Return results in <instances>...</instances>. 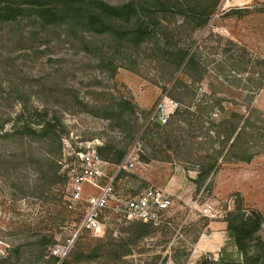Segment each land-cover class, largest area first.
Wrapping results in <instances>:
<instances>
[{"label": "rangeland", "instance_id": "obj_1", "mask_svg": "<svg viewBox=\"0 0 264 264\" xmlns=\"http://www.w3.org/2000/svg\"><path fill=\"white\" fill-rule=\"evenodd\" d=\"M101 1L117 6L131 0ZM218 2L208 24L192 34L203 54L218 62L245 50L251 59H264V0ZM170 20V28H175L182 23L183 16L177 15L175 20ZM23 29L22 33L20 28L0 25V124L5 122L0 132V264H58L50 248L69 236L73 231L71 223L81 217V209L68 210L65 198L70 173L78 166L75 152L80 149V143L99 140V147L112 142L121 148L126 147L132 154L150 152L143 138L147 121H140L141 133L131 142L114 120L103 118V106L111 104L113 98L124 97L150 116L164 97L179 102L174 83L183 75L179 71L167 82L163 63L151 58L146 49L149 45L144 44L134 63L118 59L116 62L120 67L115 76H111L97 66L96 59L78 44L67 41L64 35L59 39L50 32L45 40L35 37L28 41L24 36L33 27ZM187 35L188 32L182 39L186 40ZM158 38L159 45L165 43L160 36ZM96 40L98 45L106 48L113 45L109 39L105 40V36H97ZM180 40L177 37L169 43L176 44ZM150 45L154 47L155 42ZM129 65H133L136 71L129 69ZM213 65L209 66V74L199 85L200 93L213 90L226 100L222 102L224 112L214 110L207 115L190 108L194 114L193 117L188 115L190 120L204 119L203 128L195 127L193 132L199 135L196 142L201 143V148L192 150L186 147L181 153L167 151L170 158L149 161L153 165L148 167L149 170L142 165L144 162L139 161L138 155L135 168L124 176L126 183L121 184L123 189L138 193L152 184L161 187L168 180L162 187L170 188L174 209L182 207L172 215L175 222L176 215L188 220L197 213L191 204L198 208L207 202L213 203L222 213L219 219L225 220L227 213L239 206L244 214L257 211L264 217V84L258 90L252 85L249 90H244L243 86L237 88L230 81L236 73L231 70L226 81L217 76ZM246 76V73L241 74V78ZM250 92H254L251 101L247 99ZM25 107L23 121L38 122L33 115L36 107H46L61 116L65 131L62 133L58 174L66 178L65 183L57 181L48 185L52 175H45L40 168L43 157L54 149L52 145L38 141L21 143L15 136H3L5 132H13L17 115ZM232 112L239 114L240 127L246 125L244 137L239 142L245 147L235 152L241 156L246 149L245 154L252 155V158L247 162L232 156L229 142L222 147L224 152L217 158V165L207 179L198 183L200 172L206 171L203 167L214 161V158H208L214 155L211 148H221L219 142L208 145L210 139L219 140L215 129L209 130L208 122L229 121ZM166 122L159 124L164 126ZM179 125L183 126L179 135L188 138L189 126L184 121H179ZM163 131V128L153 127L148 138L155 142L158 138L157 144H161L159 134L164 136ZM29 153L34 158H26L24 154ZM150 173L152 181L147 180ZM175 175L185 182L184 187L175 189L176 194L171 190L176 185H170ZM92 192L84 188L83 197ZM79 204L83 207L84 200ZM133 226V223L114 224L101 234H83L64 264H186L189 248L199 231V228L187 231L185 226L174 223L173 227L161 232L148 228L146 235L135 238ZM259 236L264 240V222ZM228 253L233 258L238 256L235 251L229 250Z\"/></svg>", "mask_w": 264, "mask_h": 264}, {"label": "trees", "instance_id": "obj_2", "mask_svg": "<svg viewBox=\"0 0 264 264\" xmlns=\"http://www.w3.org/2000/svg\"><path fill=\"white\" fill-rule=\"evenodd\" d=\"M218 4V0L196 3L180 0H131L117 6L101 0H0V25L20 28L22 33L24 27H33V30H29L24 36V39L28 41L34 40L35 37L45 40L50 32L56 34L59 39L64 35L67 41L78 44L81 49L96 59L97 66L108 71L111 76H115L120 67L116 62L118 59H128L134 63L144 44L149 45L146 47L148 55L157 59L159 63H163L164 79L167 82H170L180 71L183 78L177 77L174 83L180 107L164 126L156 122L146 124L143 138L150 152L138 155L140 162L148 163L151 160L170 158L167 151L181 153L180 151L186 147L192 150L201 148V143L196 142L199 135L193 132L195 127L203 128L204 119L190 120L188 115L191 117L194 115L190 112V108L196 109L199 114L207 115L214 110L224 112L222 102L226 99L219 96L218 92L211 90L209 93H200L199 85L209 74L210 65L214 64L213 68L217 76L226 81L229 79L227 75L231 70L236 73L234 79L230 81L237 88L243 86L244 90H249L252 85L254 90H258L264 84V59H251L244 50L235 57L230 55L227 60L217 62L215 59L207 58L201 46L196 45L192 34L208 24ZM177 15L183 16L182 23L174 26L175 28H170V19L175 20ZM187 32V39L183 40L182 37ZM42 33L43 36H41ZM97 36H105V40L109 39L113 45L107 48L104 45H98ZM158 36L165 43L159 45ZM177 37L181 40L170 45V40ZM152 41L155 42L154 47L150 45ZM128 67L136 71L133 65ZM242 73H246L247 76L241 78ZM253 97L254 92L247 95L249 101L253 100ZM73 98L77 100L78 96ZM102 109L103 118L114 120L115 125L127 134L131 142L141 133L140 121L148 122L149 114L124 97L113 98L111 104L103 106ZM26 110V107L22 108L17 115L13 132H5L3 136H15L21 143L30 144L38 141L52 145L54 149L49 150L43 157L40 168L45 175H52L48 185L57 181L65 183L66 178L58 174L60 167L58 161L63 145L62 133L65 131L61 116L46 107L41 109L36 107L33 109V115L39 120L34 123L22 120ZM239 119V114L232 112V119L229 121L217 123L209 120V130L215 129L220 141L210 139L208 145L213 146V143L219 142L221 148H211L210 151L214 152V155L208 158H214V161L203 167L206 171L200 172L196 182L207 179L217 165V158H220L224 152L222 147H226L229 142H231L232 156L242 158V161L251 160L252 155L245 154L246 149L241 156L235 152L236 149L243 150L245 147V145L240 146L239 142L244 137L246 125L240 127ZM179 121H184L189 126L186 139L179 135L183 131ZM4 123L0 124V132L3 130ZM153 127L165 130L164 136L159 134L161 144H157L158 138L156 142L148 138L151 136ZM195 143L198 146L195 147ZM98 153L103 159L113 164H120L128 150L126 147H119L117 143L108 142L98 147ZM24 155L26 158H34L31 153ZM127 174L122 172L121 176L124 178ZM225 220L228 240L221 249L219 260L202 259L198 264H264V240L259 236L264 222L263 215L257 211L244 214L239 206L228 212ZM133 225L132 235L135 238L146 235L148 228L152 229L146 223L139 222ZM229 250L235 251L238 256L233 258L232 254L228 253Z\"/></svg>", "mask_w": 264, "mask_h": 264}, {"label": "built area", "instance_id": "obj_3", "mask_svg": "<svg viewBox=\"0 0 264 264\" xmlns=\"http://www.w3.org/2000/svg\"><path fill=\"white\" fill-rule=\"evenodd\" d=\"M179 106L178 101L164 97L149 116L148 123H165ZM99 145V140L83 142L75 152L78 166L70 173L65 198L68 210L81 209V217L71 223V234L50 248V253L58 259V264L68 258L76 241L83 234H101L114 224L141 222L159 232L173 227L174 223L181 227L178 220L175 222L172 217L175 215L174 201L164 188L152 184L134 193L121 187L122 182L126 183L121 176L122 172L133 171L138 154L128 152L120 164H113L99 155ZM142 165L145 167L146 164ZM84 188L93 192L83 197ZM81 200H84L83 207L78 206ZM199 214L213 219L222 217V213L210 202L199 207ZM218 256L204 253L200 261H218Z\"/></svg>", "mask_w": 264, "mask_h": 264}, {"label": "crops", "instance_id": "obj_4", "mask_svg": "<svg viewBox=\"0 0 264 264\" xmlns=\"http://www.w3.org/2000/svg\"><path fill=\"white\" fill-rule=\"evenodd\" d=\"M152 163H146V170H149L148 167H152ZM151 175L148 174V181H152L151 178H149ZM168 181V180H167ZM167 181L161 185L166 186ZM153 183V182H152ZM175 184L176 186L174 188H171V190L176 194L177 192L175 189L177 187H184L185 182L183 178L179 179L178 176H174L171 179L170 185ZM155 185V184H153ZM157 186V185H156ZM168 193L170 188L165 189ZM170 194V193H169ZM193 209H197V213H194L191 215V218H188V220L179 219L178 215H176V218L178 222L180 223V226H185V228L188 230H193L195 228H199L198 236L195 238V240L192 241V245L190 246V254L187 259V263L189 264H198L200 261V257L204 253H211V254H221V249L225 245L228 237H227V222L224 219H218V220H210L207 217H201L199 214V207L197 208L196 205L191 204ZM182 207H178L177 209H174V211H179ZM165 253H168L167 250H165Z\"/></svg>", "mask_w": 264, "mask_h": 264}]
</instances>
